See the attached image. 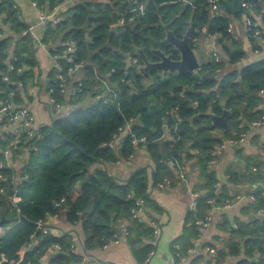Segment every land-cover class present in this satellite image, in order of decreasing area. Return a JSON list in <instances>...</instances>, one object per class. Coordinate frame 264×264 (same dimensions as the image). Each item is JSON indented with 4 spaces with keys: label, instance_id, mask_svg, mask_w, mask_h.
Returning a JSON list of instances; mask_svg holds the SVG:
<instances>
[{
    "label": "trees",
    "instance_id": "16d2710c",
    "mask_svg": "<svg viewBox=\"0 0 264 264\" xmlns=\"http://www.w3.org/2000/svg\"><path fill=\"white\" fill-rule=\"evenodd\" d=\"M35 1L50 11L64 0ZM215 1L218 8L212 15L210 0H73L58 18L45 21L40 41L49 46L52 56L66 53L71 57L70 61L58 58L64 71L81 64L84 76L74 85L81 81L83 89L75 94L62 91L54 66L49 72L48 90L53 105L66 103L71 105L69 111L31 135L26 129L0 134V173L8 179L15 174L14 168L6 165L4 151H11L14 157L23 149L27 152L20 167L21 179L0 181V188H4L0 191V210L5 216L0 223L9 225L0 235V257L20 260V264H82L69 233H43L37 227L39 220L63 213L70 223L80 222L85 250L116 239L112 224L125 221L127 243L139 262L146 261L154 245L143 239L152 241L154 230L133 217L131 210L138 199L143 206L154 203L147 191V169L137 168L126 182H119L101 165L118 157L128 159L139 144L145 146L153 162V185L164 183L174 169L180 165L186 168L188 162L197 170L196 206L187 211L182 232L173 240L177 245L174 250L182 254L194 246L200 234L196 219L209 214L213 205L232 198L224 185L217 186L212 169L217 148L246 134L251 123L264 114V57L239 67L245 51L228 31L229 22L241 19L247 11L242 0ZM245 1L252 5L254 26L262 30L264 0ZM256 16L260 21H255ZM0 24L14 33L5 35L0 25V104L19 103V82L24 85L36 65L35 39L21 34L29 25L20 19L13 0H0ZM166 28L178 38L188 33L194 49L202 35H218L221 60H213L210 53L194 72L149 69L143 73L140 65L144 59H158L155 50L178 58V51L164 40ZM225 66L228 68L224 70ZM210 71L217 75L202 77ZM224 110L225 128L213 124L206 114L220 115ZM0 123L12 124L7 119ZM127 123L130 129L122 133ZM117 137L116 151L108 143ZM170 161L178 164L172 166ZM249 171L243 172L248 180L262 183L253 191L247 208L263 213L251 220H236V226L226 222L229 238L224 244L227 254L237 257L234 264H264V177ZM230 175L229 180L235 181V174L230 171ZM13 194L19 197L17 202L10 199ZM16 216L19 219L8 224V219ZM33 238L37 242L20 256V248ZM55 245L70 259L51 253ZM201 257H192L190 264H200Z\"/></svg>",
    "mask_w": 264,
    "mask_h": 264
},
{
    "label": "crops",
    "instance_id": "0c3cea01",
    "mask_svg": "<svg viewBox=\"0 0 264 264\" xmlns=\"http://www.w3.org/2000/svg\"><path fill=\"white\" fill-rule=\"evenodd\" d=\"M13 2L17 7L20 19L28 25L34 26L37 37V39L34 38L36 44L34 48L36 65L32 68L33 75L24 85L19 82L20 100L19 103L13 104L18 108H28L34 117L33 125L40 127L49 124L55 117L66 114L71 105L66 103L56 107L53 105L54 103L48 90V76L55 66L56 59L50 54L49 46L40 41L46 25L45 22L40 21L38 9L32 4V0H13ZM71 5L72 1L64 0L52 10H45L49 14L47 20L54 21ZM262 8L264 10V3H262ZM255 21L258 22L260 19L256 16ZM231 22L232 36L239 41L240 47L243 50L245 49V57L238 63V66L240 67L264 57V46L251 40L245 31L244 15L241 19L233 18ZM2 27L5 35L13 36L14 33L9 30L7 25H2ZM262 32L264 35V26ZM13 45L12 43L8 50L9 55L12 53ZM255 45L259 48H254ZM218 49V35H202L197 41L195 51L196 55L198 51L203 52L206 54L207 59L212 51H217ZM227 68L228 66H225L224 70ZM83 76L80 66L68 74L65 92L69 94L74 82L80 80ZM261 94L263 97L261 107L264 110V90ZM13 126L14 124L0 123V134L8 130L12 131ZM166 137L168 138L167 135ZM118 147L119 145L116 144L114 149L117 151ZM238 150H241V152L238 153ZM10 154L8 165L14 168L16 179H20V167L27 158V152L23 149V152L17 157H14L12 153ZM189 164L190 162L187 163L184 178L179 177L178 170L174 169L172 177L166 179L161 186L159 185L160 183L157 185L152 184L151 171L153 162L143 144L135 147L131 158L118 157L116 161L101 164L119 182H126L137 168L145 167L147 169L149 175L147 191L154 203L153 205L144 204L140 218L153 227L154 239L152 241L143 239V242H151L154 245V249L150 251V256L144 262H139L136 259L130 245L127 243L125 236L127 223L125 221L112 224L122 226L121 236L113 229L116 239H109L102 247L91 250L84 249V235L80 222L70 223L66 220L63 213L49 215L46 218L49 231L56 235L69 233L74 242L73 251L82 256V264H169L170 258L176 252L174 247L177 245H173V240L182 232L185 215L191 209V202L194 199V194L197 193L194 191V186L200 182L197 170L194 167L191 168ZM212 169L218 179L217 186L224 185L232 198L224 204L212 206L209 212L211 216L210 222L207 227L199 226L200 234L194 240V246L189 248L186 254H182L178 250L181 255L180 264H190L191 258L196 255L202 256L199 261L200 264H234L237 260V257L227 254V248L224 243L229 238V232L225 227L227 221L236 226V220H251L263 213L260 209L254 212L252 210L248 211L249 208H247L253 200V191L262 182H251L243 172L249 173V170H252L254 173L259 172L261 177H264V123L261 126H250L242 142L231 143L228 140L218 147L215 158L212 161ZM229 170L235 174V181L229 180L231 176ZM17 217L19 216L14 218ZM11 222L13 221H9L8 224ZM32 241L33 244L36 243L37 238H33ZM22 247L18 251L20 256L24 253ZM208 247H213L214 251L210 252L207 249ZM56 252H59V250L54 249L51 253Z\"/></svg>",
    "mask_w": 264,
    "mask_h": 264
},
{
    "label": "built area",
    "instance_id": "2783aa9c",
    "mask_svg": "<svg viewBox=\"0 0 264 264\" xmlns=\"http://www.w3.org/2000/svg\"><path fill=\"white\" fill-rule=\"evenodd\" d=\"M68 2H71L73 0H66ZM211 2V14L215 15L216 10L218 8V5L216 3L215 0H210ZM32 4L38 9L39 12V18L41 22H45L48 17L49 14L42 8H40L38 6V4L36 3L35 0L32 1ZM242 7H244L246 9V13L244 14V24H245V31L247 32V34L249 36H252L253 40L258 43L261 46H264V35L262 30H260V28L255 27L254 23L251 19V11H252V5L250 2L242 0L241 2ZM228 31L231 32L232 31V22H229L228 25ZM21 34H30L33 38L37 39L36 37V33L34 31V26L33 25H29L26 29H24ZM68 50H72L71 47L68 48ZM53 57L56 59V63H55V67H56V80L59 81L60 83V87L62 91H65L66 88V84H67V78L66 75L70 74L71 72H73L76 68H78L79 66L81 67V64H74L68 67L67 71H64L63 66L58 62V58L62 57V58H66V60H71V57L69 55H67L66 53L60 55V56H55L53 55ZM211 58L215 61H220L221 60V56L217 51H212L211 52ZM132 62H136L135 59H132ZM141 66V65H140ZM83 89L82 87V82L78 81L76 85H74L71 90H70V94H75L78 92H81ZM261 92H263V90H261ZM53 100V99H52ZM59 106V105H57ZM4 119L9 120L10 122H12V124H14V126L12 127V131L15 133H19L21 130L26 129L28 131V133L31 135L34 132L37 131L38 127H35L33 125V115L31 114L30 110L26 107H15V105L13 104V102L11 101H5L2 102L0 104V122L3 121ZM264 123V114L259 118L254 120L251 124L252 126H261ZM130 129V123H127L125 128H122L120 131H122V133L127 132ZM245 137V133H242L240 135V137L236 140H229L231 143H240L243 141ZM144 138H141V140H143ZM118 137L114 140L108 143V145L112 148H114V146L116 144H118ZM133 142H135V140H133ZM5 156H6V165H8V159L10 157V152L9 150H5L4 151ZM132 155L129 156V158H131ZM170 164L176 165L178 164V162L175 161H170ZM2 165V164H0ZM5 165V163H4ZM178 174L179 177L184 178L185 174H186V168H184V166L180 165L178 166ZM21 179V178H20ZM19 178L16 179L15 176H13L11 179H8L6 175L0 173V181H5V182H10L13 183L14 181H18L20 180ZM166 181V180H165ZM160 186L163 185V183L159 184ZM0 191H4V188L1 187ZM196 196L197 193L194 194V199L191 202V209H194L196 206ZM12 202H17L19 200V197L16 194L11 195ZM262 211V210H261ZM133 217H138L140 218L142 212H143V204H142V200L138 199L136 202V207L133 208L131 210ZM4 216V213L0 210V218L2 219ZM141 219V218H140ZM211 216L210 213L207 214L204 218L202 219H196V224L201 226V227H207L209 222H210ZM9 227V225H3L0 223V235H2L5 230ZM37 227L42 229L43 233H47L49 231V228L46 224V219L45 220H39L37 222ZM33 245V241H31L30 243H27L25 245H23V251H25L27 249V247H31ZM54 248L56 250H58L59 246L55 245ZM210 252L214 251L213 247H208L207 248ZM181 262V255L179 253V251H176L174 253V255L170 258V263L169 264H180ZM0 264H20V260H10V261H6V259L4 257H0Z\"/></svg>",
    "mask_w": 264,
    "mask_h": 264
},
{
    "label": "water",
    "instance_id": "95a60500",
    "mask_svg": "<svg viewBox=\"0 0 264 264\" xmlns=\"http://www.w3.org/2000/svg\"><path fill=\"white\" fill-rule=\"evenodd\" d=\"M164 40L168 43H170L177 51H178V58H172L170 54H166L161 50H155V53L158 56V59L155 61H149L147 59H144L143 64L140 66V70L143 73H146L149 69H155L159 72H186V71H196L199 68L200 62L197 58L195 49L191 46L189 41V35L188 33H185L182 38H178L174 35L172 30L169 28L165 29V36ZM217 74L210 71L202 74V77L207 76H216ZM226 113L227 110H224L222 114L215 115L211 112H207L206 114L211 119V122L213 124H217L221 126L222 128L226 127ZM185 150H188V146L185 147ZM85 215V213L82 214V217ZM2 219H5V216H3ZM19 217L17 218H11L9 221H17ZM112 228L117 232L118 235L121 236V229L122 226H115L112 225ZM55 255H62L68 259H70L69 254L65 252H56Z\"/></svg>",
    "mask_w": 264,
    "mask_h": 264
},
{
    "label": "rangeland",
    "instance_id": "374dc122",
    "mask_svg": "<svg viewBox=\"0 0 264 264\" xmlns=\"http://www.w3.org/2000/svg\"><path fill=\"white\" fill-rule=\"evenodd\" d=\"M197 50V49H196ZM245 50V49H244ZM203 53V52H202ZM200 51H198V53H197V55H198V60L199 61H204V60H206V54H202Z\"/></svg>",
    "mask_w": 264,
    "mask_h": 264
}]
</instances>
